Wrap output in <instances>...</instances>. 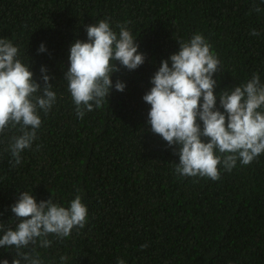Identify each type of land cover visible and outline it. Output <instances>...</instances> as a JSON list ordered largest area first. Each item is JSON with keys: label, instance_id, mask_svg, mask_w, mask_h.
<instances>
[{"label": "trees", "instance_id": "16d2710c", "mask_svg": "<svg viewBox=\"0 0 264 264\" xmlns=\"http://www.w3.org/2000/svg\"><path fill=\"white\" fill-rule=\"evenodd\" d=\"M102 19L117 34V24L127 22L145 62L128 70L117 61L120 71L110 78L123 81L124 91L113 87L79 118L64 79L69 48L87 40L85 25ZM194 33L220 61L215 94L253 73L264 84V0H0V38L18 47L41 84L44 66L56 93L47 114L38 110L37 139L20 164L13 166L8 150L19 126L0 133V224L15 229L11 206L20 191L64 207L79 194L88 210L82 229L22 251L42 264H264V153L248 165L238 160L230 172L219 166L215 181L180 177L176 146L147 123L150 105L142 97L151 77ZM15 257V247L0 246V260Z\"/></svg>", "mask_w": 264, "mask_h": 264}, {"label": "clouds", "instance_id": "9594fccd", "mask_svg": "<svg viewBox=\"0 0 264 264\" xmlns=\"http://www.w3.org/2000/svg\"><path fill=\"white\" fill-rule=\"evenodd\" d=\"M253 11L261 9L256 6ZM126 23L117 24L118 34L107 19L85 25L87 40L76 39L70 44L64 79L79 118L92 111L94 104L99 107L113 87L124 91L123 81L117 79L113 85L110 78L120 71L117 61L128 70L145 62ZM250 34L257 36L259 32L252 29ZM177 43L178 50L161 60L151 77L150 90L142 97L150 105L147 123L168 146H176L173 150L179 162L174 171L178 176L215 181L220 179L219 166L230 172L238 160L248 165L264 153V84L253 73L246 83L215 94L214 74L218 73L220 61L211 45L200 33ZM45 50L41 43L38 51ZM18 56V47L7 38H0V133L17 126L21 133L9 142L13 166L20 164L22 151L37 139L42 123L38 110L47 114L56 102L47 69L41 66L43 83H38L30 66ZM217 95L223 111L217 107ZM11 211L18 221L15 229H5L0 224V246L16 249L11 264H42L38 256L22 249L37 243L46 248L51 244L49 235L68 237L73 228L82 229L88 217L79 194L64 207L53 202L51 196L37 202L30 192L20 191ZM146 247L147 243L140 245L141 250ZM60 259L63 262L66 257ZM0 264L9 261L3 259ZM117 264L125 262L118 259Z\"/></svg>", "mask_w": 264, "mask_h": 264}]
</instances>
